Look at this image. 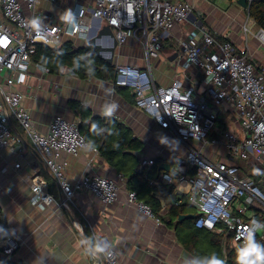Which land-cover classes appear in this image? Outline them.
Segmentation results:
<instances>
[{
	"label": "built area",
	"instance_id": "obj_1",
	"mask_svg": "<svg viewBox=\"0 0 264 264\" xmlns=\"http://www.w3.org/2000/svg\"><path fill=\"white\" fill-rule=\"evenodd\" d=\"M40 1L0 0V150L15 153L20 141L14 131L16 121L62 192L58 199L49 191L46 178L30 175L32 202L39 207L70 208L77 193L89 191L110 204L118 199L126 181L118 172L115 177L84 174L75 183L69 182L61 155L76 156L85 147L98 153V148L81 133L78 117L56 115L48 132L40 131L18 88V73L28 76L33 64L45 73L50 71L32 59L38 44L59 47L67 39L90 41L103 25H109L118 46L129 38L140 41L145 60V67L116 63L113 83L131 89L136 106L171 130L186 148L176 158L177 177L165 174L163 181L189 187L186 200L198 210V227L231 233L242 258L264 264L253 252L264 253L260 245L264 243V68L248 46L220 40L200 23L174 40L177 56L168 62L177 76L170 85H162L153 74L152 61L161 56L174 27L192 15V4L184 0H73L65 18L39 22ZM252 1L248 0V12ZM250 31L248 24L244 26L246 34ZM256 36L264 43V28ZM213 131L216 136L210 138ZM153 161L142 159L137 169ZM14 167L20 168V161ZM128 199L138 204L142 214L154 216L134 191H129ZM20 245L12 235L1 240L0 264H16L10 257ZM105 256V264H118L113 249H106Z\"/></svg>",
	"mask_w": 264,
	"mask_h": 264
},
{
	"label": "crops",
	"instance_id": "obj_2",
	"mask_svg": "<svg viewBox=\"0 0 264 264\" xmlns=\"http://www.w3.org/2000/svg\"><path fill=\"white\" fill-rule=\"evenodd\" d=\"M184 1L193 5L192 15L183 24L174 27L171 37L165 40L161 56L154 59V63L152 61L153 74L159 84L170 85L177 76L168 62V58L175 53L174 40L197 29L200 23L220 40L228 39L238 46H248L249 53L264 68V43L256 36L262 27L249 15L247 8L239 5L237 0ZM72 2L41 0L39 22L65 17ZM247 24L251 29L248 34L244 32ZM70 40L76 45L88 42ZM100 41L107 44L109 38L102 34ZM118 59L121 63L145 67L143 49L133 38L118 46L113 63H119ZM18 78V88L25 94L24 106L42 132H48L56 115L68 119L77 117L69 105L71 99L90 108L94 115L113 117L128 125L143 143L142 148L135 152L139 163L145 158L154 159L157 163L139 171L145 168L153 178L161 173V181L154 182L157 184L155 196L161 200L162 209L161 219L142 214L138 204L128 199L130 190L126 176L118 199L110 204L84 191L76 194L70 208L35 205L31 200L30 175L39 174L46 178L49 191L58 199L62 198V192L30 139L15 121L14 131L20 139L15 144V153L11 149L0 150V206L8 218L10 235L21 244L10 257L12 262L105 264L106 249H113L118 256V264L226 263L228 248L225 238L218 250L210 245L208 231L211 230L198 227L194 217L180 219V214L197 215L198 212L186 200L189 187L179 185L177 181L172 185L166 184L162 179L165 174L177 177L176 158L186 153L185 146L171 130L162 128L152 116L136 106L135 100L130 99L133 95L131 89L125 87L120 90L113 81L96 76L81 77L68 66H64L60 73H45L33 64L28 76L18 73ZM113 105L116 107L108 115ZM17 161L21 163L20 168L14 167ZM59 161L66 164L64 173L71 183L84 174L115 177L118 173L99 152L95 153L90 147L81 149L76 156L63 153ZM162 163H168L174 173L162 168ZM178 201L180 204L176 205ZM174 205L182 207V211L177 213ZM98 246L105 251L97 252ZM243 260L248 264L246 259Z\"/></svg>",
	"mask_w": 264,
	"mask_h": 264
},
{
	"label": "trees",
	"instance_id": "obj_3",
	"mask_svg": "<svg viewBox=\"0 0 264 264\" xmlns=\"http://www.w3.org/2000/svg\"><path fill=\"white\" fill-rule=\"evenodd\" d=\"M249 15L264 28V0L252 1L249 5ZM32 59L48 67L49 72L60 73L64 66H68L71 71L81 77L96 76L110 81H114L115 77V64L103 59L98 54V48L90 41L84 45H76L73 40L67 39L59 47L38 44L36 51L32 54ZM116 87L120 90L125 89L124 86L116 85ZM130 99L134 101V95H131ZM69 105L80 119L79 129L89 144L97 147L106 162L127 177L128 189L134 191L137 199L148 204L153 215L161 219L162 203L155 196L157 184L154 182L161 181V173L153 178L151 172L146 171L145 168L142 171L137 169L139 159L135 152L142 148V141L134 136L133 130L128 125L116 118L94 115L90 108L75 99L69 100ZM153 163L157 165L155 160ZM182 209L180 206H175L174 210L180 213ZM193 221L195 222L196 218H193ZM208 232L211 236V247L218 250L225 238L228 248V258L225 264H246L238 247L234 246L231 241V233L225 235L216 231ZM9 235L8 218L0 206V241ZM260 245L264 250V243ZM211 255L213 257L212 253Z\"/></svg>",
	"mask_w": 264,
	"mask_h": 264
},
{
	"label": "water",
	"instance_id": "obj_4",
	"mask_svg": "<svg viewBox=\"0 0 264 264\" xmlns=\"http://www.w3.org/2000/svg\"><path fill=\"white\" fill-rule=\"evenodd\" d=\"M237 3L241 5L244 8L248 7V0H237ZM107 35L109 38V42L103 43L100 41L101 35ZM90 43L98 48V54L105 60H107L109 63H113L114 61V54L116 51V48L118 47V41L115 37V34L112 30V28L109 25H103L100 34L97 37H93L90 40ZM177 56V53H173L169 59L172 60ZM161 167L165 170L170 171L171 173H174L172 169H170V165L168 163H162ZM196 214H182L180 215V219L188 218V217H196Z\"/></svg>",
	"mask_w": 264,
	"mask_h": 264
},
{
	"label": "clouds",
	"instance_id": "obj_5",
	"mask_svg": "<svg viewBox=\"0 0 264 264\" xmlns=\"http://www.w3.org/2000/svg\"><path fill=\"white\" fill-rule=\"evenodd\" d=\"M69 14H70V10H69ZM115 105L112 106V108L109 109L108 111V115H111L113 110L115 109ZM97 252H100V253H103L105 251V249L103 247H97ZM253 252L255 253V256H256V260H259L261 262H264V253H261L255 249H253ZM248 264H256V261H249Z\"/></svg>",
	"mask_w": 264,
	"mask_h": 264
},
{
	"label": "rangeland",
	"instance_id": "obj_6",
	"mask_svg": "<svg viewBox=\"0 0 264 264\" xmlns=\"http://www.w3.org/2000/svg\"><path fill=\"white\" fill-rule=\"evenodd\" d=\"M68 2V1H67ZM38 8H39V5H38ZM66 17V16H65ZM64 17V18H65ZM98 34L99 33H97L96 35L98 36ZM138 42V45H139V47H141L142 49H143V47H142V44H141V42L140 41H137ZM78 45V44H77ZM117 52H118V47L116 48V51H115V53L117 54ZM156 60V59H155ZM115 61V60H114ZM118 62L121 64V60H119L118 59ZM153 63H154V61H153ZM213 136H216V133L213 131L211 134H210V138H212ZM217 149L220 151V152H222L223 151V148L222 147H219V146H217Z\"/></svg>",
	"mask_w": 264,
	"mask_h": 264
},
{
	"label": "bare ground",
	"instance_id": "obj_7",
	"mask_svg": "<svg viewBox=\"0 0 264 264\" xmlns=\"http://www.w3.org/2000/svg\"><path fill=\"white\" fill-rule=\"evenodd\" d=\"M97 37V36H96ZM108 40V39H107Z\"/></svg>",
	"mask_w": 264,
	"mask_h": 264
}]
</instances>
